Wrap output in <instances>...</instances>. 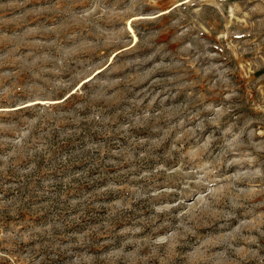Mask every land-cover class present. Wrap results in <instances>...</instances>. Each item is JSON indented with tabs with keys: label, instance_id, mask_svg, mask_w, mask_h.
Listing matches in <instances>:
<instances>
[{
	"label": "rangeland",
	"instance_id": "374dc122",
	"mask_svg": "<svg viewBox=\"0 0 264 264\" xmlns=\"http://www.w3.org/2000/svg\"><path fill=\"white\" fill-rule=\"evenodd\" d=\"M0 264H264V0H0Z\"/></svg>",
	"mask_w": 264,
	"mask_h": 264
}]
</instances>
